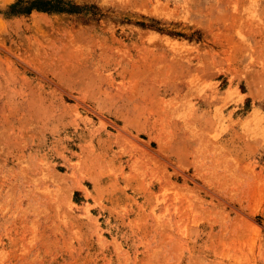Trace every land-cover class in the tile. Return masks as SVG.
Here are the masks:
<instances>
[{"label": "rangeland", "instance_id": "1", "mask_svg": "<svg viewBox=\"0 0 264 264\" xmlns=\"http://www.w3.org/2000/svg\"><path fill=\"white\" fill-rule=\"evenodd\" d=\"M27 1L0 0V264H264V0Z\"/></svg>", "mask_w": 264, "mask_h": 264}, {"label": "trees", "instance_id": "2", "mask_svg": "<svg viewBox=\"0 0 264 264\" xmlns=\"http://www.w3.org/2000/svg\"><path fill=\"white\" fill-rule=\"evenodd\" d=\"M20 4L19 2H16V5ZM15 6H12L11 9L13 10ZM23 9L26 12H30L31 10H42V11H66V10H72L73 6H67V3L63 0H28L26 4H24ZM15 10V8H14Z\"/></svg>", "mask_w": 264, "mask_h": 264}]
</instances>
